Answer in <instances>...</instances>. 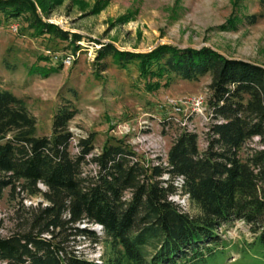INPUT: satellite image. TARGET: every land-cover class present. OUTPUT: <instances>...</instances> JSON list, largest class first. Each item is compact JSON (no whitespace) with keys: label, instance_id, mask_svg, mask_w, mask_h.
Instances as JSON below:
<instances>
[{"label":"trees","instance_id":"trees-1","mask_svg":"<svg viewBox=\"0 0 264 264\" xmlns=\"http://www.w3.org/2000/svg\"><path fill=\"white\" fill-rule=\"evenodd\" d=\"M35 2L41 10L48 4ZM20 16L31 35L66 40L72 52L78 47L80 36L68 37L41 21L32 0H0V23ZM96 54L119 67L132 62L139 76L154 78L149 89L167 85L173 76L195 80L208 74L207 103L222 121L209 123L202 151L194 132L180 130L166 149L164 165L131 161L130 149L108 141L87 159L88 140L80 139L76 153L69 152L67 122L75 113L70 104L54 112L49 136H36L22 99L0 87V198L5 187L14 190L19 184L27 195L47 202L26 230L0 236V264H220L225 245L217 247L216 229L234 221L247 224L251 233L243 255L264 260V67L205 46L162 44L132 53L107 43ZM31 71L46 73L38 66ZM248 142L252 145L243 150ZM85 161L94 165L93 174H82ZM179 175L177 187L173 181ZM175 190L198 215H188L168 198ZM80 222L101 226L105 255L100 263L66 250L75 234L98 241L93 231L75 225ZM147 247L153 250L149 256Z\"/></svg>","mask_w":264,"mask_h":264},{"label":"rangeland","instance_id":"rangeland-1","mask_svg":"<svg viewBox=\"0 0 264 264\" xmlns=\"http://www.w3.org/2000/svg\"><path fill=\"white\" fill-rule=\"evenodd\" d=\"M32 1L41 21L67 36L79 35L75 41L78 47L72 52L66 40L31 35L21 16L1 22L0 87L22 99L34 118L36 136H49L54 112L59 105L70 104L75 113L67 122L69 152L76 153L80 139L88 140L92 149L87 159L108 141L130 149L134 153L131 161L164 165L170 142L180 130L187 131V125L196 131L199 151L205 149L208 139L209 122L197 118L189 102L202 97L208 104V74L195 80L173 76L167 85L149 89L146 85L154 78L139 76L132 62L119 67L109 56L97 59L102 44L132 53L149 52L162 44L194 49L205 46L224 57L264 67V0H47L44 10ZM12 22L17 25L15 32L9 27ZM32 66L42 67L46 73L31 71ZM212 117L213 121L221 119ZM251 145L248 142L243 150ZM94 169L88 161L81 165L82 174H93ZM15 186L14 190H2L0 236L26 230L32 215L47 204L40 195H27L19 184ZM36 186L44 189L40 183ZM127 197L125 191L123 198ZM168 198L188 215L199 214L179 190ZM75 225L93 231L98 241L75 234L74 240L69 237L65 243L66 250H78L86 257L98 255L101 262L105 240L100 228L85 222ZM248 227L234 221L216 229L217 247L225 245L220 264H264V260L241 252L251 237ZM152 251L147 247L146 254Z\"/></svg>","mask_w":264,"mask_h":264},{"label":"built area","instance_id":"built-area-1","mask_svg":"<svg viewBox=\"0 0 264 264\" xmlns=\"http://www.w3.org/2000/svg\"><path fill=\"white\" fill-rule=\"evenodd\" d=\"M9 27H10V29L13 31V32H15L16 30H17V25H16V23H11L10 25H9ZM64 59L66 60V62H68V59H67V56L66 57H64ZM61 61H63V59L61 60ZM190 102V105H191V112H193L195 115H196V117L197 118H202L205 122H217V123H219V122H221L222 121V119H216V120H214L213 121V113H212V108L208 105V104H206V103H204V101H203V98L202 97H196V98H193L192 99V101H189ZM209 123H208V126H209ZM188 126V129H187V131H189V132H196V131H194L192 128H193V126L192 125H187ZM208 126H207V128H206V131L205 132H207L208 133ZM206 145H207V141H205V144H204V148L206 147ZM175 182L176 183H178L177 184V187H180L181 186V184H182V177L179 175V176H177L176 178H175ZM186 196V195H185ZM179 207H180V205H178ZM96 228H100V230H101V226L100 225H98V224H93ZM75 254H78V250H76L75 252H74ZM81 256H83V255H81ZM85 258H87L88 260H90V261H92V262H94V263H100V260L98 259V255H90V257H86V256H84Z\"/></svg>","mask_w":264,"mask_h":264}]
</instances>
